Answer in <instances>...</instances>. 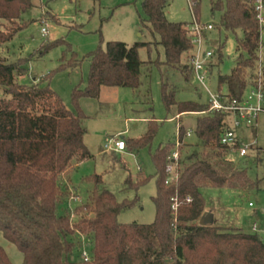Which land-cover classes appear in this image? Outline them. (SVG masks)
I'll use <instances>...</instances> for the list:
<instances>
[{
	"label": "trees",
	"instance_id": "obj_1",
	"mask_svg": "<svg viewBox=\"0 0 264 264\" xmlns=\"http://www.w3.org/2000/svg\"><path fill=\"white\" fill-rule=\"evenodd\" d=\"M211 1L212 12H221L220 24L225 30L243 32L237 42L239 55L235 67L218 79L219 85L228 88L226 97L241 101L259 61L261 26L255 18L252 0ZM169 2L144 0L145 22L159 36L166 63L178 66L188 77L192 69L181 65L182 55L192 49L187 23L167 19L165 8ZM198 3L199 0L195 8ZM30 6L31 0H0V19L17 20ZM195 13L199 18L198 10ZM14 34L0 30V42H8ZM148 44L109 41L104 48L91 52L88 85L84 91L73 92L75 110L67 108L50 87L51 73L40 82L21 85L15 82V75L26 69L0 57V88L4 91L0 98V231L21 251L23 264H264V242L256 233L199 222L206 214L201 189H244L248 184L246 171H222L207 158H195L179 168L177 180L166 183L172 145L159 147L152 154L157 174L154 222L120 223L118 214L131 208L134 201L118 203L108 189L92 193L89 207L94 215L80 223L72 225L70 214L59 209L69 196L68 184L62 181L64 174L74 163L92 157L84 142L87 117L79 107V99L98 98L102 86L138 90L144 64L138 49ZM78 62L76 55L70 65L61 64L60 68H73ZM262 65L264 75V60ZM162 98L168 110L176 105L178 115L208 109L203 103L176 101L174 91L168 90L165 83ZM227 116L210 112L197 118L195 134L203 145L229 149L220 143ZM157 128V121L150 120L142 136L124 138L126 148L149 144ZM179 131L182 140L186 130L180 126ZM93 181L95 185L102 183L101 175L95 174ZM145 181L133 183L128 176L126 184L138 186ZM175 196L180 205L174 216L171 199ZM76 232L88 237V260L76 253ZM0 264H12L1 246Z\"/></svg>",
	"mask_w": 264,
	"mask_h": 264
},
{
	"label": "rangeland",
	"instance_id": "obj_2",
	"mask_svg": "<svg viewBox=\"0 0 264 264\" xmlns=\"http://www.w3.org/2000/svg\"><path fill=\"white\" fill-rule=\"evenodd\" d=\"M143 2L31 0V6L21 13L19 19H0L1 31L5 34L15 33L8 42H0V57L9 63H19L26 69L24 73L15 75V82L30 85L40 82L42 77L51 73L50 87L71 110H75L72 100L74 90L84 91L88 85L91 52L99 47L104 48L109 41H121L129 45L149 43L138 49L139 57L144 62L140 76L142 84L138 90L102 86L98 98L84 96L79 99V107L87 117L84 121V142L92 157L71 167L64 174L62 181L64 185L68 184L69 196L59 209L70 214L72 225L80 223L94 215L89 207L92 193L108 189L118 203L134 201L131 208L118 214L120 223L154 222L153 197L156 194L157 174L152 154L166 145H172L173 151L180 138L179 127L183 126L184 130H191L192 134L180 140V167L187 166L195 158H207L219 170L242 169L248 177L244 189L203 187L204 213L213 215L214 225L256 233L264 242V110L258 113L252 125L242 122L235 129L239 140L247 147L246 156L240 157L233 149L217 150L203 145L195 134V126L199 116L210 112L178 115L176 105L168 110L162 98V84L165 83L168 90L174 91L176 101H194L207 107L209 92L193 71L187 77L181 68L166 63L165 49L158 43L159 36L154 35L145 22ZM211 4V0H199L195 8L201 23L214 26L213 30L205 33L204 49L214 52L212 59L207 62L209 67H205L208 70L205 84L212 93L227 95V86L219 85L218 79L220 75L230 74L235 67L239 55L237 42L243 37V32L241 29L225 30L220 24L221 12L213 13ZM165 15L172 22L188 24L193 21L188 0H170ZM42 28L47 30L45 35ZM260 42L259 61L264 60V25L261 26ZM190 53L188 51L182 55V66L189 65ZM76 55L79 61L77 66L60 68L61 64L70 65ZM209 63H212L211 67ZM255 71L251 77L255 76ZM253 81L252 78L247 85L244 99L256 107L259 105L257 98L250 97ZM262 86L264 89V79ZM3 96L4 91L0 88V98ZM260 105L264 108V100ZM230 116L226 117L229 124L233 120ZM150 120H156L158 128L149 144L139 148L128 146L121 153L105 148L107 138L119 135L125 139L139 138L146 132ZM95 174L102 177L99 185L93 181ZM128 176L133 183L143 179L146 181L138 186H130L126 184ZM72 194H76L79 199L70 201ZM71 211L78 216L72 217ZM254 227L257 230H253ZM73 238L78 248L76 253L82 257L84 250L88 252V237L76 232ZM0 246L12 264H23V254L1 231Z\"/></svg>",
	"mask_w": 264,
	"mask_h": 264
},
{
	"label": "built area",
	"instance_id": "obj_3",
	"mask_svg": "<svg viewBox=\"0 0 264 264\" xmlns=\"http://www.w3.org/2000/svg\"><path fill=\"white\" fill-rule=\"evenodd\" d=\"M191 4V9L193 12V21L188 23L186 28L188 30V36L191 40L192 49L190 50L191 53L189 54V66H191V69L193 73L195 74V77L197 80L205 86L207 91L209 92L210 98L208 102V109L207 111H203V113L206 112H222L231 115L230 117L233 119L232 123H227V127L225 131L223 132L220 143L224 146L229 147V149H233L237 151L240 157H244L247 154V147L243 145V143L239 140L235 129L241 125L242 122L246 123L247 125H252V123L257 119L258 113L264 108L260 105V103L264 100V89H263V69H262V61L263 59H260L258 61L257 70L255 71V76L253 77L254 81L251 91V96H255L258 100V106L254 107L249 104L248 99H244V96L241 101L236 100H230L226 95L223 94H214L211 92V90L206 87L205 80L208 75V70L205 68L207 65V62L212 59L214 56V52L207 51L204 49V44L206 42L205 36L207 31L213 30L214 26L212 24H204L201 23L200 20L197 19V15L195 13V5L197 0H188ZM252 8L254 10L255 18L258 20L260 26L264 25V0H252ZM42 33L45 35L47 33V30L45 28H42ZM210 67L212 66V63H209ZM227 116V117H228ZM228 122V121H226ZM192 134L191 130L186 131V136H189ZM239 143V144H238ZM238 146L236 147V145ZM180 146V139L176 141L175 143V149L171 152V154L168 157V166H167V178L166 183H169L171 181L177 180L179 177V168H180V158L181 153L179 150ZM105 148L107 150H113L117 153H121L126 149V143L123 138V136H114L111 138H107L105 142ZM79 197L76 194H72V196L69 198L70 201L72 200H78ZM172 211L174 216L176 215L178 208H179V200L178 198L172 197ZM187 201L190 202L191 198H187ZM72 212V217H75L77 215L74 214V211ZM256 229V227H254ZM82 258L84 260L89 259V253L84 250Z\"/></svg>",
	"mask_w": 264,
	"mask_h": 264
},
{
	"label": "water",
	"instance_id": "obj_4",
	"mask_svg": "<svg viewBox=\"0 0 264 264\" xmlns=\"http://www.w3.org/2000/svg\"><path fill=\"white\" fill-rule=\"evenodd\" d=\"M201 225H205L206 223H212L213 222V215L206 213L200 220Z\"/></svg>",
	"mask_w": 264,
	"mask_h": 264
},
{
	"label": "crops",
	"instance_id": "obj_5",
	"mask_svg": "<svg viewBox=\"0 0 264 264\" xmlns=\"http://www.w3.org/2000/svg\"><path fill=\"white\" fill-rule=\"evenodd\" d=\"M85 144H86V143H85ZM79 163H80V162L74 164V165L72 166V168L75 167V166H78ZM72 168H71V169H72ZM71 169H70V170H71ZM253 230H257V228H256V229L253 228Z\"/></svg>",
	"mask_w": 264,
	"mask_h": 264
}]
</instances>
